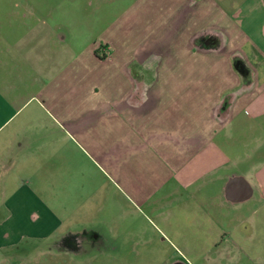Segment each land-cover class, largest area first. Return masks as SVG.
Returning a JSON list of instances; mask_svg holds the SVG:
<instances>
[{"label": "crops", "instance_id": "1", "mask_svg": "<svg viewBox=\"0 0 264 264\" xmlns=\"http://www.w3.org/2000/svg\"><path fill=\"white\" fill-rule=\"evenodd\" d=\"M93 1L80 14L55 18L52 11L27 10L21 24L12 26L16 39L0 33V69L10 65L6 73L0 70V130L28 103L35 110L0 137V264L6 257L32 263L45 242L55 244L48 249L53 259L83 258V242L76 249L62 245L65 238L58 233L70 226L62 211L30 187L22 168L28 156L6 160L21 134L33 131L31 139L41 125L56 126L68 111L79 112L88 57L93 66L106 60L99 51L110 60L120 58V79L113 81L117 89L108 103H123V116L137 125L125 131L132 136L127 162L150 160L157 171H171L174 188H182L181 218L173 227L182 259L264 264V0ZM106 5L117 14L106 16L92 36L90 11ZM135 84L145 92L132 97V104ZM66 95L67 111L56 102L51 110L42 100L62 104ZM146 134L169 140L136 138ZM173 139L186 143L182 148ZM17 168V184L9 191Z\"/></svg>", "mask_w": 264, "mask_h": 264}, {"label": "rangeland", "instance_id": "2", "mask_svg": "<svg viewBox=\"0 0 264 264\" xmlns=\"http://www.w3.org/2000/svg\"><path fill=\"white\" fill-rule=\"evenodd\" d=\"M87 1L0 0L2 38H17L16 24L27 10L36 11L38 13L35 14L39 15L52 11L55 18L75 15L78 12L80 14ZM125 3L126 1H122L121 7ZM115 8L113 5L101 6L97 12L93 8L89 15V34L95 36L99 31L98 24L106 16H113ZM60 21L57 20L58 23ZM72 40L78 44V39ZM98 47L99 45L96 49ZM99 52H96L99 58H106L101 66L90 65L89 57L86 62V78L81 93L82 108L79 112L75 114L74 111H68L56 126L44 129V125H41L42 131L34 134L31 139L33 131L21 134L22 138L12 148L11 158L7 157L6 160L14 161L18 155L28 156L22 168H27L25 172L30 177V187L44 201L61 210L62 216L70 224L69 227L61 228L58 234H62L61 237L71 241L74 246L83 242L79 256L83 257L82 260L71 256L73 260L69 257V260L53 259L48 249L55 247V244L45 242L43 249L41 248L43 253L38 254L39 258L33 259L32 263L193 264L182 259L184 249L178 240L180 235L173 229L181 218L179 206L182 188H174L176 185L171 179V171H157L150 160L143 161L142 164L127 162L132 144L128 139L131 140L132 136L125 131L137 125L131 116H123V103H108L117 89L113 81L120 79L116 72L120 58L110 60L108 53ZM129 66H123V69L130 71L132 67ZM9 67L8 64L5 65V70H0L4 74ZM93 72L98 73L100 78L90 79ZM71 81L70 78L67 85ZM135 85V91L128 99L132 104V97L139 98L145 92L139 85ZM69 86L72 88V85ZM32 89H36V86ZM74 90L77 92L76 88ZM70 97L66 95L67 100L62 104L55 98L42 97V100L51 110V104L56 102L58 107L67 111L70 108ZM33 107L34 103H28L21 112H17L13 122L0 130V137L6 136L13 127L16 129L24 115L33 114ZM112 111L118 113L119 117H111ZM42 116L45 117L44 113ZM136 138L143 142L169 140L155 138L153 134ZM173 143L183 148L186 140L173 139ZM246 144L249 146V141ZM156 157L163 158V155ZM16 171L18 168L12 172L9 191L17 184ZM161 177L166 181L157 186L156 183L160 182ZM4 263L19 264V260L6 257Z\"/></svg>", "mask_w": 264, "mask_h": 264}, {"label": "flooded vegetation", "instance_id": "3", "mask_svg": "<svg viewBox=\"0 0 264 264\" xmlns=\"http://www.w3.org/2000/svg\"><path fill=\"white\" fill-rule=\"evenodd\" d=\"M62 245H69V246H71L72 248H74V249H76V246H74V245H72L71 244V241H69L68 239L66 240H64L63 242H62Z\"/></svg>", "mask_w": 264, "mask_h": 264}, {"label": "trees", "instance_id": "4", "mask_svg": "<svg viewBox=\"0 0 264 264\" xmlns=\"http://www.w3.org/2000/svg\"><path fill=\"white\" fill-rule=\"evenodd\" d=\"M97 55V54H96ZM100 58H104V56L100 57Z\"/></svg>", "mask_w": 264, "mask_h": 264}]
</instances>
